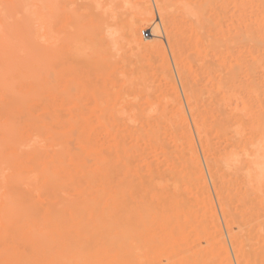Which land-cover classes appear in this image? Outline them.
Masks as SVG:
<instances>
[{"label": "bare ground", "instance_id": "1", "mask_svg": "<svg viewBox=\"0 0 264 264\" xmlns=\"http://www.w3.org/2000/svg\"><path fill=\"white\" fill-rule=\"evenodd\" d=\"M84 1L0 0V264H264V0Z\"/></svg>", "mask_w": 264, "mask_h": 264}, {"label": "rangeland", "instance_id": "2", "mask_svg": "<svg viewBox=\"0 0 264 264\" xmlns=\"http://www.w3.org/2000/svg\"><path fill=\"white\" fill-rule=\"evenodd\" d=\"M88 1H89V0H87V1L85 0V1H84V2H85V5H86V2H88ZM118 1H119V0H116L115 3L117 4ZM119 2H120V1H119ZM111 5H112V4H111ZM111 5L109 4V6H111ZM153 5H154V4H153ZM87 6H88V4H87ZM89 6H90V5H89ZM112 6L114 7V9H115V8L118 9L117 11L122 12V8H121L122 5H120V7H117V5L114 6V3H113ZM112 6H111V7H112ZM84 7H86V6H84ZM111 7H110V8H111ZM113 7H112V9H113ZM154 7H155V6H154ZM119 8H120L121 10H120ZM124 8H125V7L123 6V9H124ZM112 9H111L110 11H112ZM154 9H155V8H154ZM124 10H125V9H124ZM124 10H123V12H125ZM114 11H116V10H114ZM126 11L128 12V9H126ZM120 12H118L119 15H120ZM123 12H122V13H123ZM122 13H121V16H120V17H124L125 14H127V13H125V14L122 15ZM112 14H113V13H112ZM119 15L117 14V12L114 13V16H116V17L119 16ZM156 15H157V16H156ZM114 16H113V17H114ZM113 17L110 19V22H111V23H115L117 20L119 21V19H117V20L115 19V20H114ZM120 17H119V18H120ZM155 17H156L157 20H158V12H157L156 10H155ZM114 18H115V17H114ZM88 19H89V18H88ZM120 19H121V18H120ZM112 21H113V22H112ZM118 21H117V22H118ZM121 21H123V20L121 19V20H120V23H121ZM117 22H116V24H117ZM145 31H148V32H149V35L146 36V34H144ZM150 33H151L150 28H145V29L142 30V35H143L144 37H146V38H148V37L150 36ZM101 35H102V34H101ZM99 37H101V36H99ZM164 40H165V42H167L166 37H164ZM116 64H117V63L114 64V65H115L114 67H116V66H120V65H116ZM119 64H120V63H119ZM110 65H111V64H110ZM107 66H108V67H106V68L109 69L110 66H109V65H107ZM104 68H105V67H104ZM124 68L126 69L127 66H124ZM110 69H111V71H112V70L114 71V69H113L112 67H110ZM121 69L123 70V68H121ZM127 69H130V67L127 68ZM107 71H108V70H107ZM107 71L103 70V75H105V74H106V75L109 74V77H108V78H110V77H111V76H110V72L108 73ZM113 71H112V72H113ZM115 71H116V70H115ZM115 71H114V72H115ZM127 71H129V70H127ZM130 71H131V69H130ZM133 71H135V70H133ZM124 72H126V71H124ZM124 72H123V73H124ZM137 72H138V69H137L136 73L134 74V76H132V74H130L129 77H128L127 75L124 76V74H126L127 72L124 73L123 76H122V74L119 73V71H118V75H116L117 73H116V74L113 73L111 80H112V82H113V79H116V80L114 81L115 83H112V82H110V81L108 82V81L104 80L105 78H104V79H101V80H102V82H103V80H104V82H103L104 84H105V82H108V85H109L110 87H113V88H111V89H114V86H115V85H117V87L126 86V84H127V80H128V83H130V81L132 80L131 84H128V85H135V83H138V82H135V83L133 82V81H135V78H134L135 75L139 77V83L142 82V78H141V77H142V74H141V76H140V75H139L140 72H139V73H137ZM99 73H100V72H99ZM101 73H102V71H101ZM128 73H129V72H128ZM131 73H133V72L131 71ZM101 75H102V74H101ZM101 75H100V76H101ZM106 75H105V77L108 76V75H107V76H106ZM93 76L97 78V76H99V75H97V76L93 75ZM116 76H117L118 78H117ZM130 76L133 77L134 79H133V78H130ZM94 77H92V78L95 80V82H96L97 80L99 81L98 78H100V77H98L97 80H96ZM101 77H103V76H101ZM126 77H127V78H126ZM121 78H122L123 80L125 79V81H123ZM129 79H130V80H129ZM94 80H93L92 82H94ZM109 80H110V79H109ZM137 80H138V78L136 77V81H137ZM122 82H123V83H122ZM109 83H111V84L114 85V86H112V85L109 84ZM132 83H133V84H132ZM91 84H93V83H91ZM94 84H97V82L94 83ZM122 84H123V85H122ZM124 84H125V85H124ZM97 85H99V87H100V86H103V84H97ZM108 85L106 84V86H107L108 88H110ZM106 86H105V87H106ZM100 88H101V87H100ZM115 88H116V87H115ZM116 89H117V88H116Z\"/></svg>", "mask_w": 264, "mask_h": 264}, {"label": "built area", "instance_id": "3", "mask_svg": "<svg viewBox=\"0 0 264 264\" xmlns=\"http://www.w3.org/2000/svg\"><path fill=\"white\" fill-rule=\"evenodd\" d=\"M144 34H146V36H147V35H149V32L148 31H145Z\"/></svg>", "mask_w": 264, "mask_h": 264}]
</instances>
